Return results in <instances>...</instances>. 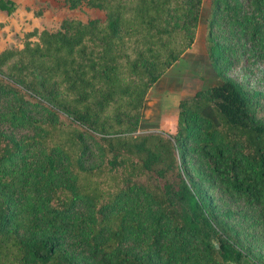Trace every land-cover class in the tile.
Masks as SVG:
<instances>
[{
	"label": "trees",
	"instance_id": "16d2710c",
	"mask_svg": "<svg viewBox=\"0 0 264 264\" xmlns=\"http://www.w3.org/2000/svg\"><path fill=\"white\" fill-rule=\"evenodd\" d=\"M68 2L102 18H64L0 51V264H259L187 178L194 158L264 219V122L247 93L224 79L179 102L173 135L136 133L149 90L192 46L203 0ZM212 2L264 63V0ZM215 49L222 74L232 50Z\"/></svg>",
	"mask_w": 264,
	"mask_h": 264
},
{
	"label": "rangeland",
	"instance_id": "374dc122",
	"mask_svg": "<svg viewBox=\"0 0 264 264\" xmlns=\"http://www.w3.org/2000/svg\"><path fill=\"white\" fill-rule=\"evenodd\" d=\"M30 4L26 9L20 7L16 13L17 27L13 21L7 25L0 22V51L8 46H21L23 35L33 29H58L64 18L81 22L102 18L101 12L83 4L70 8L68 0H31ZM14 12L15 9L10 14L15 15ZM5 26L7 29L3 30ZM232 27L221 8H216L212 0H203L193 44L149 90L137 134L161 131L173 135L179 102L220 85L224 79L233 81L247 93L255 118L264 122V63L251 53H243L244 44L233 37ZM209 34L213 42L207 40ZM208 41L216 46L215 55L219 54L220 48L232 50V54L228 53L231 66L220 65L222 74L210 60ZM31 132L28 127L14 131L17 137ZM206 174L204 167L192 158L187 178L205 192L217 228L221 232L228 228L237 234L246 257L259 264L264 263V219L258 214V209L231 201Z\"/></svg>",
	"mask_w": 264,
	"mask_h": 264
},
{
	"label": "crops",
	"instance_id": "0c3cea01",
	"mask_svg": "<svg viewBox=\"0 0 264 264\" xmlns=\"http://www.w3.org/2000/svg\"><path fill=\"white\" fill-rule=\"evenodd\" d=\"M3 1H9V2L14 3V5H15L14 14L15 15H13V14L8 15L7 12L0 10V22L3 23L4 25H7L8 22L13 21L15 26L17 27V25H16V23H17L16 13L18 12V10H20V7H23V9H26V7H30L31 0H3ZM25 18L27 19V17H25ZM4 29H7L6 26L3 28V30ZM7 37H9V36L7 35ZM175 117H176V115H175Z\"/></svg>",
	"mask_w": 264,
	"mask_h": 264
}]
</instances>
